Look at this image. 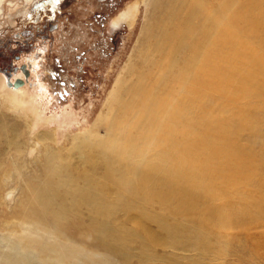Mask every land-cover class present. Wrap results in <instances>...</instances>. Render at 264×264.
<instances>
[{"label":"bare ground","instance_id":"1","mask_svg":"<svg viewBox=\"0 0 264 264\" xmlns=\"http://www.w3.org/2000/svg\"><path fill=\"white\" fill-rule=\"evenodd\" d=\"M6 1L0 0V18ZM140 16L135 64L117 75L94 122L80 134L84 142L77 148L95 150L85 159L88 170L77 172L51 150L42 174L27 183L26 218L47 221L58 232L71 213L86 207L93 221L87 233L109 254L125 245L106 224L117 207L136 210L140 218L143 205L153 200L176 201L184 207L177 210L194 214L200 228L211 223L206 215L215 211L214 226L221 232L245 229L264 217L263 195L252 191L257 179L264 183L261 158L253 152L264 124V0H135L109 28L131 29ZM19 77L22 87L10 86V95H3L7 108L27 110L36 120L39 98L25 99ZM16 126L0 122V138L18 150L10 134ZM244 132L246 145L240 140ZM95 159L105 165L101 176ZM186 229L192 245L204 251L206 233ZM168 230L173 244L187 233L179 224ZM223 243L214 249L218 255L225 252ZM59 244H50L48 254L39 252L43 264H63V256L71 260L76 254L75 246Z\"/></svg>","mask_w":264,"mask_h":264},{"label":"rangeland","instance_id":"2","mask_svg":"<svg viewBox=\"0 0 264 264\" xmlns=\"http://www.w3.org/2000/svg\"><path fill=\"white\" fill-rule=\"evenodd\" d=\"M134 1L35 0L32 5L27 0L6 1L0 18V69L8 61L14 66L30 63L23 84L25 99L36 94L40 102L34 106L39 111L36 120L26 109L21 112L7 108L3 95H10L12 87L6 85L5 74L0 70V79L4 80H0V122L8 127L18 126L10 134L20 148L15 150L6 138H0V264H43L45 255L40 253L47 250L48 254L52 249L49 245L57 243L75 246L76 254L71 260L63 256L59 262L63 264H264L262 215L259 222H252L245 229L232 226L221 232L214 226L215 211L206 215L211 223L200 228L202 223L194 222V214L177 210L184 207L176 201L165 205L153 200L143 205L140 218L136 210H131V214L117 207L106 224L119 238H124L125 245L112 254L87 233L93 221L86 207L70 214L64 230L61 229L64 234L47 221L39 223L25 217L30 201L27 183L35 182L42 174L49 151H58L77 172L88 170L85 159L94 155L95 150L77 148L84 142L80 134L94 122L117 75H124L126 65L135 64L138 55L134 48L140 39L141 16L131 29L123 26L111 32L109 23ZM22 32H28L27 36ZM13 74L12 81L19 75L24 78L21 72ZM98 130L103 135L102 128ZM260 131L262 140L253 146V152L261 158L258 169L264 177V124ZM247 137L248 132L241 134L242 144L246 145ZM93 165L97 175H103L104 163L95 159ZM255 183L252 191L262 194L264 199V183L260 179ZM202 206L198 203L199 208ZM155 215L163 220H154ZM175 224L183 226L187 233L173 244L168 228ZM187 227L206 233L204 251L189 241ZM36 240L42 244L37 246ZM221 241L225 252L218 255Z\"/></svg>","mask_w":264,"mask_h":264},{"label":"flooded vegetation","instance_id":"3","mask_svg":"<svg viewBox=\"0 0 264 264\" xmlns=\"http://www.w3.org/2000/svg\"><path fill=\"white\" fill-rule=\"evenodd\" d=\"M27 34H28V32H22L21 33V35H23V36H27ZM16 36V35H15ZM14 36V37H15ZM29 36V35H28ZM18 38H20V35H18L17 36ZM17 37H15L16 39H17ZM14 42L16 43V41L14 40ZM10 52V51H9ZM37 55V54H36ZM14 58H16V56H14ZM15 60H17V59H15ZM30 65V63H25V64H21L20 66H14V64H11L9 61L6 63V65L4 66L5 68L4 69H0L4 74H5V79L6 80H8V81H10V82H13L12 80H11V78H10V76H11V74H12V72H15V74H13V76H15L16 74H20V72L23 74L24 72L26 73V76H24V74H23V76H24V78H22L23 80L22 81H24V79L28 76V74H29V70H28V68H27V66H29ZM24 72H23V71ZM19 71V72H18ZM19 76H21V75H19ZM17 77L16 79H21V77ZM28 78V77H27Z\"/></svg>","mask_w":264,"mask_h":264},{"label":"water","instance_id":"4","mask_svg":"<svg viewBox=\"0 0 264 264\" xmlns=\"http://www.w3.org/2000/svg\"><path fill=\"white\" fill-rule=\"evenodd\" d=\"M23 71V70H22ZM24 72V71H23ZM24 74V76H26V73L24 72L23 73ZM6 85L7 86H12L13 88H17V87H19V86H21V80H19V79H15L13 82H9L8 80H6Z\"/></svg>","mask_w":264,"mask_h":264}]
</instances>
